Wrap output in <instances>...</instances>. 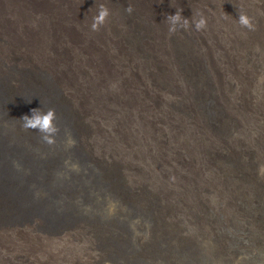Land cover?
<instances>
[{
    "label": "bare ground",
    "instance_id": "obj_1",
    "mask_svg": "<svg viewBox=\"0 0 264 264\" xmlns=\"http://www.w3.org/2000/svg\"><path fill=\"white\" fill-rule=\"evenodd\" d=\"M256 1L0 0V264H242L219 231L250 176L239 118L264 111ZM34 108L56 110L54 144L22 130Z\"/></svg>",
    "mask_w": 264,
    "mask_h": 264
},
{
    "label": "rangeland",
    "instance_id": "obj_2",
    "mask_svg": "<svg viewBox=\"0 0 264 264\" xmlns=\"http://www.w3.org/2000/svg\"><path fill=\"white\" fill-rule=\"evenodd\" d=\"M255 5H259L255 0ZM260 14L258 12H255ZM264 17V14H260ZM258 88L251 89L250 104L253 107L264 109V99ZM262 103L263 105H260ZM263 114L261 113L246 117L244 122L240 121L241 129L236 133L240 146L241 162H245L249 173V179L246 184L237 186L239 199L237 201L238 216L236 225L230 227L225 220L221 218L220 213V248L228 254H232L240 259L242 264H264V175L261 174V166L264 157V148L259 147L260 131L263 123ZM259 138V139H258ZM246 159V160H245ZM137 164V163H136ZM144 169L142 165L137 164ZM202 176L208 178L205 173ZM172 191H176L173 186H168ZM215 198L208 196L205 198L207 206L214 203ZM257 218L261 221L257 222ZM238 243V250L234 249L233 240ZM227 240V241H226ZM230 240V241H229Z\"/></svg>",
    "mask_w": 264,
    "mask_h": 264
},
{
    "label": "clouds",
    "instance_id": "obj_3",
    "mask_svg": "<svg viewBox=\"0 0 264 264\" xmlns=\"http://www.w3.org/2000/svg\"><path fill=\"white\" fill-rule=\"evenodd\" d=\"M162 2V0H160ZM133 11L131 5L125 8V12L131 14ZM180 10H176L174 15H166L165 20L167 21L169 28V34H174L179 29H187L189 27V19L184 18L181 15ZM110 13L108 8L103 5L100 6L98 15L93 18V23L91 24V29L93 31H99L100 27L104 25ZM193 25L197 31H200L207 26L206 19L201 16L199 20H194ZM238 23L240 26L247 28L248 30L254 31L255 26L251 21V18L244 13L238 14ZM31 115H24L19 120L22 121L21 128L24 131L35 130L40 133V138L43 142L48 145L55 143V135L59 132L54 121L57 120L56 110L54 108H48L46 111H41L40 109H31ZM68 135L67 144L69 147L74 146L75 140L71 138L70 133ZM13 166L19 170L20 165L17 162H13ZM261 174L264 175V166H261Z\"/></svg>",
    "mask_w": 264,
    "mask_h": 264
}]
</instances>
